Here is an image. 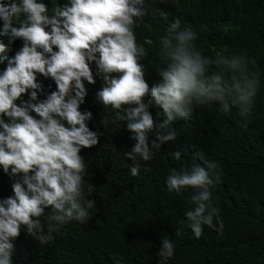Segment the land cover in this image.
Here are the masks:
<instances>
[{
  "label": "clouds",
  "instance_id": "9594fccd",
  "mask_svg": "<svg viewBox=\"0 0 264 264\" xmlns=\"http://www.w3.org/2000/svg\"><path fill=\"white\" fill-rule=\"evenodd\" d=\"M181 4L193 13H208L199 0H0V37L23 42L14 55L0 56L6 61L0 70V169L13 192L0 198V264H13L14 241L22 228L46 244L69 222H86L95 211L90 197L97 189L85 179L80 155L82 148L98 143V134L87 123L92 112L80 108L88 92L85 81L95 82L91 64L102 80L97 101L111 110L113 123L127 122L135 141L124 152L133 177L140 174L141 161L152 160L162 143L176 138L173 122L187 120L193 106L218 105L221 115L236 109L245 121L251 117L260 85L256 58L244 53L204 55L196 44L197 33L182 27L179 18L158 38L159 80L151 86L146 81L143 44L151 39L139 38L137 28L144 17L156 18L166 8L180 10ZM6 48L0 40V54ZM40 75L56 85L43 100H38ZM145 97L162 109V122L154 124L151 101L146 103ZM169 155L182 160L179 150ZM192 158L199 163L172 168L164 184L176 195L193 190L180 224L200 238L205 226L224 229L219 209L212 205L219 166L203 152ZM175 235H182L180 228ZM175 250L174 240L163 235L158 264H168Z\"/></svg>",
  "mask_w": 264,
  "mask_h": 264
},
{
  "label": "trees",
  "instance_id": "16d2710c",
  "mask_svg": "<svg viewBox=\"0 0 264 264\" xmlns=\"http://www.w3.org/2000/svg\"><path fill=\"white\" fill-rule=\"evenodd\" d=\"M199 2L208 9L204 16L181 4L180 10L166 8L156 18H143L137 33L141 39L144 35L151 39L143 44L146 57L141 63L146 81L151 86L159 80L155 66L160 63L155 55L158 38L168 24L179 18L182 27L197 33L196 44L204 55L244 53L256 58L260 85L251 117L245 121L236 109L221 115L216 110L218 105L193 106L187 120L173 122L176 138L162 143L152 160L141 161L140 174L133 177L128 170L132 162L124 152L131 151L135 141L126 128L127 122L113 123L111 110L97 101L102 80L95 76V65L91 64L95 82L85 81L88 92L80 108L92 112L87 123L98 134V143L82 148L80 155L86 163L85 179L97 189L90 197L95 200V211L86 222H69L46 244L22 228L14 241L13 264H114V257L122 264H158L156 253L163 235L176 245L168 264H264V0ZM2 24L0 20V27ZM0 40L7 45L0 56L14 55L23 44L19 38L9 42L4 36ZM4 67L6 61L0 60V70ZM38 80L43 85L38 100H43L56 85L42 75ZM22 98L29 99L27 94ZM145 102L149 103L154 124L162 122V109L150 97H145ZM156 131L154 128L149 133L150 141L155 139ZM177 150L181 151V161L169 155ZM196 152H203L219 166L212 205L219 209L224 224L222 232L205 226L200 238L180 224L191 207L193 190L176 195L168 193L164 184L172 168L199 163L192 158ZM12 194L11 181L0 169V198ZM40 219L44 224L43 217ZM176 228L181 229L179 237Z\"/></svg>",
  "mask_w": 264,
  "mask_h": 264
}]
</instances>
